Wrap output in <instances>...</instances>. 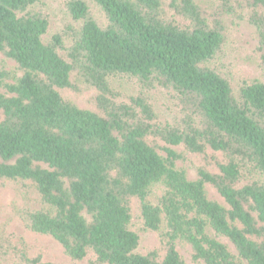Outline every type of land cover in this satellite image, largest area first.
<instances>
[{
  "label": "trees",
  "instance_id": "1",
  "mask_svg": "<svg viewBox=\"0 0 264 264\" xmlns=\"http://www.w3.org/2000/svg\"><path fill=\"white\" fill-rule=\"evenodd\" d=\"M61 1L73 25L45 39L42 0H0V52L22 71L0 92V178L35 189L27 228L85 264H184L177 239L194 262L264 264V82L234 85L211 65L228 23L244 19L264 72V0ZM111 78L164 87L178 115L159 119L144 94L118 97ZM81 85L96 91L93 109L63 97ZM179 148L200 158L196 178L177 166ZM134 198L144 230L165 226L161 250L139 251ZM31 250L0 234V264H66Z\"/></svg>",
  "mask_w": 264,
  "mask_h": 264
},
{
  "label": "rangeland",
  "instance_id": "2",
  "mask_svg": "<svg viewBox=\"0 0 264 264\" xmlns=\"http://www.w3.org/2000/svg\"><path fill=\"white\" fill-rule=\"evenodd\" d=\"M42 1L49 17V28L44 38L49 39L52 34L58 33L64 36L68 27L73 25L66 6L61 0ZM228 29V37L222 52L215 57L211 65L213 64L214 67L224 72L234 85L239 79L264 82V72L259 66L258 55L255 53L257 45L255 26L244 19H235L233 23H228ZM68 45L69 40L64 44V47ZM21 74L22 71L17 67L16 62L0 52V92L6 93L5 84L14 82ZM108 85L115 94L118 93L116 95L120 98L129 99L138 94H144L161 120L173 122L178 115L177 101L162 86L155 84L151 87H142L135 79L121 78L109 79ZM96 94L93 88L83 85L75 91H62L64 98L81 108L89 109L95 107ZM182 149H177L183 154V158L177 161V166L186 171L189 179L196 178L197 168L201 165L200 158ZM163 189L164 186L160 183L153 185L150 191V200L157 203ZM206 193L209 199L223 203L222 198L210 186L206 187ZM131 206V229L140 236L139 251L147 252L154 248L161 250L162 244L166 241L162 236L166 231L165 226H162L159 231L144 230L140 219L138 200L132 199ZM39 207H41V203L29 181L0 178V234L21 235L32 246L31 253L41 252L46 259H58L66 264H85L89 257L80 262L73 261L52 236L36 233L27 228L23 217L24 212ZM209 234L224 243L231 252L236 253L235 247L226 237L216 234L213 230H209ZM175 247L184 264H203L192 261V249L188 242L177 239Z\"/></svg>",
  "mask_w": 264,
  "mask_h": 264
}]
</instances>
